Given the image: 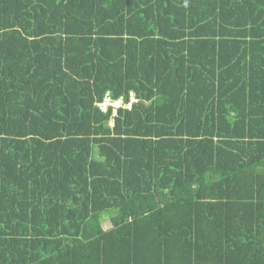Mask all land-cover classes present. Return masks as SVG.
Instances as JSON below:
<instances>
[{"label": "trees", "instance_id": "obj_1", "mask_svg": "<svg viewBox=\"0 0 264 264\" xmlns=\"http://www.w3.org/2000/svg\"><path fill=\"white\" fill-rule=\"evenodd\" d=\"M0 264H264V0H0Z\"/></svg>", "mask_w": 264, "mask_h": 264}, {"label": "built area", "instance_id": "obj_2", "mask_svg": "<svg viewBox=\"0 0 264 264\" xmlns=\"http://www.w3.org/2000/svg\"><path fill=\"white\" fill-rule=\"evenodd\" d=\"M135 100V98H132V101ZM99 106L103 109L106 110L109 105L114 106L115 108V114L117 113V109L121 106L124 105V100L123 98H120L118 100H113L110 96H107L102 102L98 103ZM127 107L131 108L132 102H129L125 104Z\"/></svg>", "mask_w": 264, "mask_h": 264}, {"label": "rangeland", "instance_id": "obj_3", "mask_svg": "<svg viewBox=\"0 0 264 264\" xmlns=\"http://www.w3.org/2000/svg\"><path fill=\"white\" fill-rule=\"evenodd\" d=\"M112 212L108 211V212H103L100 217L98 216V220L104 224L105 227H109L111 225H113V217H112ZM112 223V224H111Z\"/></svg>", "mask_w": 264, "mask_h": 264}, {"label": "bare ground", "instance_id": "obj_4", "mask_svg": "<svg viewBox=\"0 0 264 264\" xmlns=\"http://www.w3.org/2000/svg\"><path fill=\"white\" fill-rule=\"evenodd\" d=\"M136 99V98H135Z\"/></svg>", "mask_w": 264, "mask_h": 264}, {"label": "water", "instance_id": "obj_5", "mask_svg": "<svg viewBox=\"0 0 264 264\" xmlns=\"http://www.w3.org/2000/svg\"><path fill=\"white\" fill-rule=\"evenodd\" d=\"M98 151V150H97Z\"/></svg>", "mask_w": 264, "mask_h": 264}]
</instances>
